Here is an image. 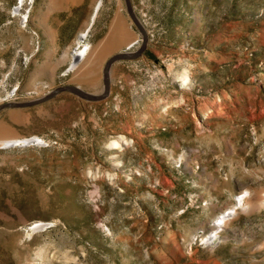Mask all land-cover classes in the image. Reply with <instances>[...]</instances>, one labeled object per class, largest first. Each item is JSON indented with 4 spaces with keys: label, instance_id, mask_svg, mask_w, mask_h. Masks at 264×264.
Wrapping results in <instances>:
<instances>
[{
    "label": "rangeland",
    "instance_id": "obj_1",
    "mask_svg": "<svg viewBox=\"0 0 264 264\" xmlns=\"http://www.w3.org/2000/svg\"><path fill=\"white\" fill-rule=\"evenodd\" d=\"M97 1L14 15L0 0V103L102 91L106 59L142 35L124 0H101L88 42L122 33L89 73L67 71ZM131 4L146 47L111 63L104 98L0 110V138L43 139L0 147V264H264V0ZM37 220L51 224L28 234Z\"/></svg>",
    "mask_w": 264,
    "mask_h": 264
},
{
    "label": "bare ground",
    "instance_id": "obj_2",
    "mask_svg": "<svg viewBox=\"0 0 264 264\" xmlns=\"http://www.w3.org/2000/svg\"><path fill=\"white\" fill-rule=\"evenodd\" d=\"M29 1L31 0H16L12 8L13 14L15 15V14L21 13V10L24 4ZM100 5H101V0H98L94 6V10L90 16L88 24L78 33L76 40H75V44L72 47V49L69 51V61H68L67 71H73L76 68L81 67L78 72V75H85L89 73V69H91L90 67L93 61H95V59L99 57V55L106 52L113 45V43H115V41L117 40V37L121 35L122 33L121 28L117 26L114 28V31H110L112 33L109 35V37L106 38V40L100 42L98 45L92 46L88 42L87 40L88 31H89V28L92 24V21ZM22 15H23L24 21H26L27 14L23 13ZM131 42H134V41H129L126 44V46L130 44ZM11 93H13V91H11ZM32 138L40 139L39 136L37 135H33ZM26 141H29V139L25 137L24 138L23 137L21 138L20 137L0 138V147H6L7 145H15L18 142L24 143ZM235 197L236 198L234 199V203L232 205L226 207L224 210L219 212L214 217V219L212 220V228L208 232L205 239H212L216 237L219 228H221L224 225L227 219L233 216L238 210L241 211L245 209V207L247 206L246 204H244L245 196H243L242 193H240V194H237ZM261 199L264 202V192L261 194ZM49 224H51L50 221H40V220L33 221L32 223L28 225L27 232L28 234H30Z\"/></svg>",
    "mask_w": 264,
    "mask_h": 264
},
{
    "label": "water",
    "instance_id": "obj_3",
    "mask_svg": "<svg viewBox=\"0 0 264 264\" xmlns=\"http://www.w3.org/2000/svg\"><path fill=\"white\" fill-rule=\"evenodd\" d=\"M124 3H125L127 13L129 14L131 20L133 21V23L135 24V26L137 27V29L139 30V32L142 35V40H141L139 47L136 50L119 51L117 53L110 55L106 59V61L104 62L103 68H102L103 89L100 93H90L88 91L83 90L78 85H70V84L58 85L55 88H53L51 91H49L48 93L44 94L41 97L35 98V99H31V100H27V101H7V102L0 103V110L4 107H26V106L35 105V104H38V103L43 102L45 100H48L49 98L53 97L54 95H56L58 92H61V91L71 92V93L77 95L78 97L84 98L87 100H100V99L104 98L108 94L109 89H110L109 67H110L111 63L115 60H118V59L135 58V57L139 56L144 51V49L146 47V33L144 30V27L142 26L141 22L138 20L136 14L134 13V10H133L132 4H131V0H124ZM132 44H133V42H131L130 44L125 46V49H128Z\"/></svg>",
    "mask_w": 264,
    "mask_h": 264
},
{
    "label": "built area",
    "instance_id": "obj_4",
    "mask_svg": "<svg viewBox=\"0 0 264 264\" xmlns=\"http://www.w3.org/2000/svg\"><path fill=\"white\" fill-rule=\"evenodd\" d=\"M27 139H29V141H26L25 143H43V139H33L32 136L29 137H25Z\"/></svg>",
    "mask_w": 264,
    "mask_h": 264
}]
</instances>
